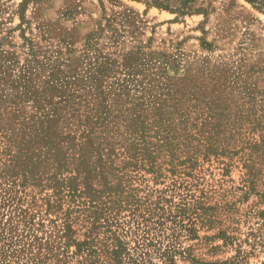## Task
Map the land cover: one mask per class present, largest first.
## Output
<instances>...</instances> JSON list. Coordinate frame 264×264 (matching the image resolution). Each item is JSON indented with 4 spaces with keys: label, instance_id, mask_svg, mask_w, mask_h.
Segmentation results:
<instances>
[{
    "label": "rangeland",
    "instance_id": "1",
    "mask_svg": "<svg viewBox=\"0 0 264 264\" xmlns=\"http://www.w3.org/2000/svg\"><path fill=\"white\" fill-rule=\"evenodd\" d=\"M0 264H264V0H0Z\"/></svg>",
    "mask_w": 264,
    "mask_h": 264
}]
</instances>
